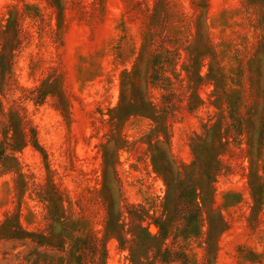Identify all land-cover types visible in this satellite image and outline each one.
<instances>
[{
	"label": "rangeland",
	"instance_id": "rangeland-1",
	"mask_svg": "<svg viewBox=\"0 0 264 264\" xmlns=\"http://www.w3.org/2000/svg\"><path fill=\"white\" fill-rule=\"evenodd\" d=\"M0 264H264V0H0Z\"/></svg>",
	"mask_w": 264,
	"mask_h": 264
}]
</instances>
